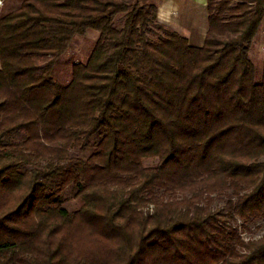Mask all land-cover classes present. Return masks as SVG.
<instances>
[{
	"label": "trees",
	"instance_id": "1",
	"mask_svg": "<svg viewBox=\"0 0 264 264\" xmlns=\"http://www.w3.org/2000/svg\"><path fill=\"white\" fill-rule=\"evenodd\" d=\"M207 15L202 47L153 0H25L0 17V264H264V237L224 220L264 218V0H207Z\"/></svg>",
	"mask_w": 264,
	"mask_h": 264
},
{
	"label": "rangeland",
	"instance_id": "2",
	"mask_svg": "<svg viewBox=\"0 0 264 264\" xmlns=\"http://www.w3.org/2000/svg\"><path fill=\"white\" fill-rule=\"evenodd\" d=\"M25 0H0V17L16 10ZM98 39L96 33L88 32L84 36H77L72 44L71 49L57 62L54 70L55 78L63 83L68 84L71 80L72 66L77 63H85L88 60V54L91 48L94 46ZM251 59L259 65L260 62L264 61V56L260 54L258 48V42L254 46L253 51L250 54ZM158 163L157 159L145 161L147 167L156 166ZM76 188L73 186L68 187L64 193L61 195V200L64 207L68 211H74L79 207L78 200L76 199ZM162 198L167 200L171 196L168 194H161ZM181 197V196H177ZM213 201L211 202L212 210H227V197H217L213 196ZM227 221L226 226L232 227L238 231L243 240L248 241L249 239H259L264 237V218L263 219H250L248 221H243L241 219L232 220L228 216L224 217Z\"/></svg>",
	"mask_w": 264,
	"mask_h": 264
},
{
	"label": "crops",
	"instance_id": "3",
	"mask_svg": "<svg viewBox=\"0 0 264 264\" xmlns=\"http://www.w3.org/2000/svg\"><path fill=\"white\" fill-rule=\"evenodd\" d=\"M158 5L160 24L202 47L208 30L207 0H153ZM1 67V66H0Z\"/></svg>",
	"mask_w": 264,
	"mask_h": 264
},
{
	"label": "built area",
	"instance_id": "4",
	"mask_svg": "<svg viewBox=\"0 0 264 264\" xmlns=\"http://www.w3.org/2000/svg\"><path fill=\"white\" fill-rule=\"evenodd\" d=\"M258 42V48L261 55L264 56V16L261 23L260 33L257 39Z\"/></svg>",
	"mask_w": 264,
	"mask_h": 264
}]
</instances>
